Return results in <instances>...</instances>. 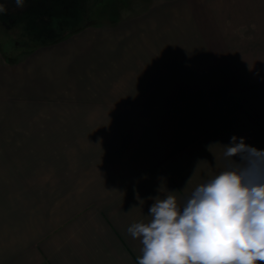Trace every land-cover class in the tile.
Listing matches in <instances>:
<instances>
[{
	"label": "rangeland",
	"instance_id": "rangeland-1",
	"mask_svg": "<svg viewBox=\"0 0 264 264\" xmlns=\"http://www.w3.org/2000/svg\"><path fill=\"white\" fill-rule=\"evenodd\" d=\"M52 3L3 5L18 22L0 20V218L67 219L106 188L97 178L139 160L204 157L219 173L235 112L264 86L226 87L211 50L250 68L242 47L264 49V0H61L58 34L39 13Z\"/></svg>",
	"mask_w": 264,
	"mask_h": 264
},
{
	"label": "crops",
	"instance_id": "crops-1",
	"mask_svg": "<svg viewBox=\"0 0 264 264\" xmlns=\"http://www.w3.org/2000/svg\"><path fill=\"white\" fill-rule=\"evenodd\" d=\"M248 47L242 50L251 56L254 64L250 68L243 66L238 52L227 47L211 50L216 70L226 87L234 86V91L251 87L260 90L259 86H264L260 85L264 83V49L253 43ZM227 70L234 74L229 75ZM260 105H264L263 100L259 104L252 100L250 110L235 112L234 136L264 150V109L261 111ZM130 165L133 170L124 167L110 180L97 178L94 182H107L106 188L92 189L89 196H80L83 201H78L67 219L47 222L46 213L41 216L33 207L26 208L30 213L22 220L18 219L21 211L17 208L12 209V217L0 218V264H138L142 244L128 234L127 228L150 220L148 210L153 200L149 197L163 198L174 191L178 204H182L197 185L218 174L212 173L215 160L204 157L170 159L165 163L158 158L144 159ZM219 166L223 170V153Z\"/></svg>",
	"mask_w": 264,
	"mask_h": 264
},
{
	"label": "clouds",
	"instance_id": "clouds-1",
	"mask_svg": "<svg viewBox=\"0 0 264 264\" xmlns=\"http://www.w3.org/2000/svg\"><path fill=\"white\" fill-rule=\"evenodd\" d=\"M222 146L223 170L182 204L174 191L149 197L150 220L127 228L142 244L138 264H264V150L236 136Z\"/></svg>",
	"mask_w": 264,
	"mask_h": 264
},
{
	"label": "trees",
	"instance_id": "trees-1",
	"mask_svg": "<svg viewBox=\"0 0 264 264\" xmlns=\"http://www.w3.org/2000/svg\"><path fill=\"white\" fill-rule=\"evenodd\" d=\"M54 3H52L51 5H47L46 6V8L45 9H40L39 11V13H47V15H51V16H53L54 18H55V24H53L52 26H50L49 25V31H52V32H54V34H58V33H60L61 32V29H60V20H62V15L60 16V14H58V15H56L57 14V12L58 11H60L61 9H62V5H59V4H62L61 3V0H52ZM58 4L57 6L56 5H54V4ZM59 8H60V10H59ZM44 10H45V12H44ZM34 17L35 16H33V20H35L34 19ZM40 21V20H42L41 18H36V21ZM44 20V19H43ZM42 23V22H41ZM43 29H45V31H46V29L48 30V28H42V27H40V29H38V31H43V32H45ZM46 32H48V31H46ZM37 38H39V37H37ZM52 39H54V40H56L55 38H54V36H52L51 37ZM50 38V39H51ZM60 38V37H59ZM39 39H41V38H39ZM48 39V38H47ZM46 40H42V42H45Z\"/></svg>",
	"mask_w": 264,
	"mask_h": 264
},
{
	"label": "flooded vegetation",
	"instance_id": "flooded-vegetation-1",
	"mask_svg": "<svg viewBox=\"0 0 264 264\" xmlns=\"http://www.w3.org/2000/svg\"><path fill=\"white\" fill-rule=\"evenodd\" d=\"M13 2H14V4H15V0H12ZM11 1V2H12ZM11 2H9V0H0V5H9V3H11ZM18 8V7H17ZM4 15H8L9 16V22H11V23H16V22H18V20L16 19V18H14L13 16H14V13H12V12H7V11H5V12H3L2 14L0 13V20H1V22L3 21L4 23L6 22L5 20H3V16ZM5 19V18H4ZM45 31V30H44Z\"/></svg>",
	"mask_w": 264,
	"mask_h": 264
}]
</instances>
